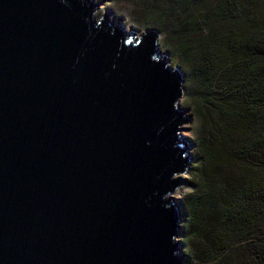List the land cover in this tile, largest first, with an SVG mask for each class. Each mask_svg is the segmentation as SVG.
Here are the masks:
<instances>
[{
    "label": "water",
    "instance_id": "1",
    "mask_svg": "<svg viewBox=\"0 0 264 264\" xmlns=\"http://www.w3.org/2000/svg\"><path fill=\"white\" fill-rule=\"evenodd\" d=\"M106 0H0V264H179L184 73Z\"/></svg>",
    "mask_w": 264,
    "mask_h": 264
},
{
    "label": "trees",
    "instance_id": "2",
    "mask_svg": "<svg viewBox=\"0 0 264 264\" xmlns=\"http://www.w3.org/2000/svg\"><path fill=\"white\" fill-rule=\"evenodd\" d=\"M153 28L196 119L184 264H264V0H108Z\"/></svg>",
    "mask_w": 264,
    "mask_h": 264
},
{
    "label": "rangeland",
    "instance_id": "3",
    "mask_svg": "<svg viewBox=\"0 0 264 264\" xmlns=\"http://www.w3.org/2000/svg\"><path fill=\"white\" fill-rule=\"evenodd\" d=\"M104 11H110L111 15L117 16V17H121L123 20L121 21V23L123 24V26L125 27L126 30H128L130 27H135L133 26V24L131 23V21L129 20V16L127 13V10L123 7V6H117V5H113L111 2H109L108 0L103 1L102 4L99 6L96 14H95V18L98 19L99 16L104 12ZM140 30V32L144 31L147 28H137ZM158 43H159V49L161 50V52H166V49H163L160 45V36L158 38ZM171 65V64H170ZM179 104L181 107L187 108L188 111L186 112V114L190 115V121L187 124H184V127L186 128L187 131H183L182 134L184 136H186V138L188 139L189 142V149L188 151L193 154L194 152V145H193V141L195 138V133H196V119L194 118L191 108L187 106V101L184 98V95L180 98L179 100ZM193 159L190 161L189 164V168L187 169V171L182 174V177L185 178V180H187L189 178L190 175V165L192 164ZM188 190V188L185 186V181H183V183H181L178 187V189L176 190L174 197L180 199V197L185 194ZM180 224H182V219H180ZM178 240L181 241L182 239V234H181V230L179 233V236L177 237ZM181 248V247H180ZM179 264H184V262L182 261V263Z\"/></svg>",
    "mask_w": 264,
    "mask_h": 264
}]
</instances>
